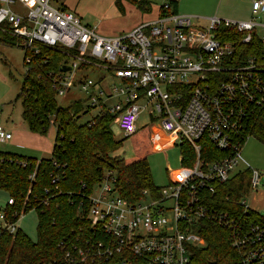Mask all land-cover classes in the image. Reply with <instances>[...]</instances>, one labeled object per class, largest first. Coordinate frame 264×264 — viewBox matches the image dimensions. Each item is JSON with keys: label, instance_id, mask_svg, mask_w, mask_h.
<instances>
[{"label": "built area", "instance_id": "1", "mask_svg": "<svg viewBox=\"0 0 264 264\" xmlns=\"http://www.w3.org/2000/svg\"><path fill=\"white\" fill-rule=\"evenodd\" d=\"M161 6L168 8L166 0ZM0 30L29 53L43 46L64 54L61 64L69 69L53 76L56 95L76 89L87 105H104L123 137L136 130L138 113L150 106L147 113L164 139L155 142L157 136L149 133V142L156 149L185 142L193 152L190 164L168 176L156 195L143 191L133 203L116 194L114 176L106 172L88 195L83 211L88 230L81 243L60 242V261L49 264H189L190 249L204 243L198 233L202 221L228 230L237 264H264L263 227L229 215L211 197L237 171L251 116L264 107L261 60L238 52L224 33L241 34L242 43L256 35L264 44V0H250L244 20L213 15L199 25L191 24V16L163 13L113 35L96 32L51 0H0ZM202 136L220 156H200ZM10 137L0 124V142ZM258 183L259 174L252 171L249 189ZM239 204L248 209L243 200ZM3 227L15 229L14 223Z\"/></svg>", "mask_w": 264, "mask_h": 264}, {"label": "trees", "instance_id": "2", "mask_svg": "<svg viewBox=\"0 0 264 264\" xmlns=\"http://www.w3.org/2000/svg\"><path fill=\"white\" fill-rule=\"evenodd\" d=\"M141 12L149 10L147 0H125ZM168 8L159 6L158 14L175 13L176 0H166ZM113 4L122 11L121 0ZM223 34V33H222ZM224 36L236 42V50L243 55H256L264 67V44L253 35L248 43L240 42L241 34L226 31ZM0 43L16 45L15 38L0 30ZM29 61L25 62V55ZM66 60L60 50L38 46L35 54L23 49L24 72L15 99L21 106L20 117L28 131L44 136L49 126L54 127L51 151L48 157L35 158L14 152L0 151V191L5 192L11 204L2 207L3 222L15 223L20 214L33 209L36 212V238L31 240L17 227L9 232L0 226V264H49L61 258L59 243H81L88 230L84 210L92 187L106 172L114 176L116 194L128 203L143 198V191L156 195L147 162L152 151L146 127L136 129L126 138L132 139L133 155L123 158L111 155L125 137L114 139L111 123L114 114L101 105L92 115L93 106L83 99H75L65 107L56 102L52 78ZM88 115V117H86ZM86 117V118H85ZM245 134L264 145V107L251 116ZM80 118H83L82 120ZM146 130V131H144ZM147 132V133H146ZM142 137H137V134ZM200 156L211 159L220 156L202 136ZM181 165H189L193 158L190 146L178 144ZM249 168L237 169L232 177L219 184L211 197L218 207L229 215L246 222L258 223L264 229V216L247 209L239 200L249 190ZM198 230L202 245L189 251V264H237L238 252L229 244L228 230L220 224L202 221Z\"/></svg>", "mask_w": 264, "mask_h": 264}, {"label": "rangeland", "instance_id": "3", "mask_svg": "<svg viewBox=\"0 0 264 264\" xmlns=\"http://www.w3.org/2000/svg\"><path fill=\"white\" fill-rule=\"evenodd\" d=\"M150 9L141 12L132 4L121 0L122 11L113 4V0H51V3L59 8H65L75 14L82 22L94 27L100 34L112 35L129 30L138 23L152 17L156 8L163 3V0H147ZM176 11L179 15L191 16V24H204L205 17L216 15L222 19L244 20L249 18L250 0H176ZM105 30H113V33H103ZM23 49L20 46H11L0 43V124L10 132L11 139L0 142V151L14 152L23 156L39 158L48 157L51 151L54 127L49 126L44 136H33L27 130L20 117L21 106L18 99H15L19 90L24 65L22 63ZM91 77L96 73L87 72ZM109 82V78L107 77ZM104 85V83L102 84ZM84 94L76 89H71L63 95H56L57 105L65 107L70 101L83 98ZM114 98L107 100V103L114 102ZM142 105L144 101H138ZM145 106L136 118V129L146 127L151 134H155L156 141L162 142V132L156 119H150ZM97 108L90 110V115L96 112ZM88 117V115H86ZM85 117V118H86ZM81 120L83 118H80ZM111 130L114 139L123 137L121 130L115 122L111 123ZM144 130V131H146ZM147 133V132H146ZM142 137V134H137ZM151 144V143H150ZM154 147V146H153ZM111 155H119L129 158L133 155L131 138H124L121 146L112 152ZM147 162L150 169L151 179L154 186L160 188L168 181V171L180 168V154L177 143L160 149H153L147 154ZM249 168L258 172L259 183L255 188H250L241 197L245 206L260 215L264 216V145L255 140L252 136L244 138L240 146V158L236 169ZM6 201V194L0 191V210ZM36 212L31 209L20 214L14 225L31 240L36 238ZM0 226L3 222L0 220Z\"/></svg>", "mask_w": 264, "mask_h": 264}, {"label": "crops", "instance_id": "4", "mask_svg": "<svg viewBox=\"0 0 264 264\" xmlns=\"http://www.w3.org/2000/svg\"><path fill=\"white\" fill-rule=\"evenodd\" d=\"M176 5H177V1H176ZM160 6V5H159ZM159 6L156 8V11H155V13H153L154 15L152 16V17H150V18H148V19H146V20H144V21H142V22H146V21H150V20H153L156 16H157V14H158V10H159ZM136 8V7H135ZM137 9V8H136ZM149 9H150V6H149ZM175 11H176V8H175ZM206 18L207 17H205V18H203L202 20L204 21V23H205V21H206ZM87 24V23H86ZM103 33H113L114 31L113 30H105V31H102ZM105 35V34H104ZM113 35V34H112ZM150 132L148 131V134H149ZM32 134H34V133H32ZM33 136H42V135H37V134H34ZM163 139H164V136H163V134H162V136H161ZM12 137H10V139H11ZM9 140V139H8ZM150 143V142H149ZM150 148H151V150H153V149H156L155 147H153V144H150ZM175 173V170H171V171H168L167 172V175L168 176H172L173 174Z\"/></svg>", "mask_w": 264, "mask_h": 264}, {"label": "water", "instance_id": "5", "mask_svg": "<svg viewBox=\"0 0 264 264\" xmlns=\"http://www.w3.org/2000/svg\"><path fill=\"white\" fill-rule=\"evenodd\" d=\"M68 69H69V66L65 65V64H60L59 67H58L59 71H66ZM210 264H214V261H211Z\"/></svg>", "mask_w": 264, "mask_h": 264}]
</instances>
